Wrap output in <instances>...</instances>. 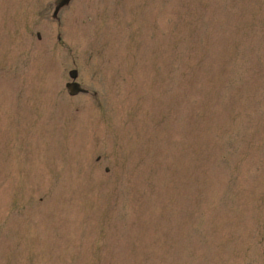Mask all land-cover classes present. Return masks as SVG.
I'll return each instance as SVG.
<instances>
[{"label":"rangeland","instance_id":"374dc122","mask_svg":"<svg viewBox=\"0 0 264 264\" xmlns=\"http://www.w3.org/2000/svg\"><path fill=\"white\" fill-rule=\"evenodd\" d=\"M58 2L0 0V264H264V0Z\"/></svg>","mask_w":264,"mask_h":264},{"label":"water","instance_id":"95a60500","mask_svg":"<svg viewBox=\"0 0 264 264\" xmlns=\"http://www.w3.org/2000/svg\"><path fill=\"white\" fill-rule=\"evenodd\" d=\"M70 0H60L58 5L55 7V13L57 12V10L65 5L68 4ZM69 76L71 79H75L76 77V73L73 71V72H70L69 73ZM66 89L68 90V93L70 95H76L78 93H83L84 91H82L76 84H68L66 85Z\"/></svg>","mask_w":264,"mask_h":264}]
</instances>
